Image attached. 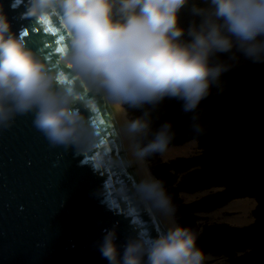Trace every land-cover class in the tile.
Instances as JSON below:
<instances>
[{
    "label": "clouds",
    "instance_id": "1",
    "mask_svg": "<svg viewBox=\"0 0 264 264\" xmlns=\"http://www.w3.org/2000/svg\"><path fill=\"white\" fill-rule=\"evenodd\" d=\"M21 5V19L47 24L57 18L66 36L59 37L52 67L50 57L28 46V30L14 32L0 8V129L31 113L52 146L81 143L87 129L76 104L88 92L122 110H142L124 125L132 140L152 136L135 145V158L164 153L175 133L169 122L152 132V111L166 99L179 101L201 135L196 110L213 87L221 88V77L241 56L264 64V0H13L12 8ZM135 192L164 216L174 213L162 181L148 175ZM105 233L99 251L109 264L211 259L197 246V234L181 226L129 239L122 255L115 229Z\"/></svg>",
    "mask_w": 264,
    "mask_h": 264
},
{
    "label": "water",
    "instance_id": "2",
    "mask_svg": "<svg viewBox=\"0 0 264 264\" xmlns=\"http://www.w3.org/2000/svg\"><path fill=\"white\" fill-rule=\"evenodd\" d=\"M12 4L0 0L12 30L27 29L28 46L56 67L60 21L21 19L23 5ZM76 107L87 129L77 146H52L31 113L0 129V264H109L99 251L105 230L115 229L122 255L129 239L174 226L135 192L147 175L119 106L82 92Z\"/></svg>",
    "mask_w": 264,
    "mask_h": 264
},
{
    "label": "trees",
    "instance_id": "3",
    "mask_svg": "<svg viewBox=\"0 0 264 264\" xmlns=\"http://www.w3.org/2000/svg\"><path fill=\"white\" fill-rule=\"evenodd\" d=\"M190 19L185 14L182 25L187 27ZM221 81V88L213 87L196 110L201 135L192 130L194 114L183 112L179 101L166 99L152 111V132L165 122L172 125L175 136L167 149L194 141L198 153L166 163L158 159L159 153L152 154L146 157L151 160L149 172L163 182L178 226L197 234V246L206 256L224 264H264V64L241 56ZM126 112L129 120L142 115L138 109ZM151 138L149 134L135 144L143 146ZM212 189L220 191L190 203L179 197ZM241 199L254 203L249 225L232 227L197 218ZM198 221L204 223L198 226Z\"/></svg>",
    "mask_w": 264,
    "mask_h": 264
},
{
    "label": "bare ground",
    "instance_id": "4",
    "mask_svg": "<svg viewBox=\"0 0 264 264\" xmlns=\"http://www.w3.org/2000/svg\"><path fill=\"white\" fill-rule=\"evenodd\" d=\"M120 108V107H119ZM121 109V108H120ZM122 114L124 117V121H127V116L125 113V110H122ZM131 144L132 147L135 151V143L134 141L131 139ZM196 146V142L192 141L189 142L181 147H173V148H169L167 149L164 153H159V160L162 163H166L170 160H173L175 158L178 157H188V151L190 146ZM146 175H150V172L147 169V165L146 162L143 160H139ZM218 192L220 191V189H212L211 191H207V192H203V193H198L196 195L193 196H187V195H180V199H182L184 201V203H190L192 201H194L195 199H199L207 194H209L210 192ZM254 207V203L249 200V199H241V200H237V201H233L231 203H228L226 206H224L223 208L210 213V214H205V215H198L199 217H205V218H211V219H216L215 222L218 223H225L229 226L232 227H244L246 225H249L252 222V217L250 215V210ZM170 218V220L172 221L174 226H177L172 215L168 216ZM207 264H212V258L210 260H206Z\"/></svg>",
    "mask_w": 264,
    "mask_h": 264
},
{
    "label": "rangeland",
    "instance_id": "5",
    "mask_svg": "<svg viewBox=\"0 0 264 264\" xmlns=\"http://www.w3.org/2000/svg\"><path fill=\"white\" fill-rule=\"evenodd\" d=\"M126 114H127V112H126ZM127 118H128V116H127ZM133 141L135 142V140H133ZM135 145H136V144H135ZM196 147H197V145H196V146H193V145L190 146L189 151H188V154H187L188 157L193 156V155H195V154L198 153ZM159 155H160V154H159ZM158 159H159V156H158ZM155 160H156V159H155ZM144 161L146 162L147 169H148V171H149V165H150V161H151V160H148L147 158H145ZM213 192H214V191H213ZM172 217H173V219H174L176 225L178 226L177 221H176V217H175L174 213L172 214ZM197 218L200 220V219H204L205 217H199V216H197ZM205 219H207V222H208V223H213V222H215V220H216V219H211V218H205ZM203 223H204V221H198V222H197V225L200 226V225H202ZM217 223H218V222H217ZM206 264H207V262H206ZM212 264H224V261H223V260H214V259H213V260H212Z\"/></svg>",
    "mask_w": 264,
    "mask_h": 264
},
{
    "label": "snow or ice",
    "instance_id": "6",
    "mask_svg": "<svg viewBox=\"0 0 264 264\" xmlns=\"http://www.w3.org/2000/svg\"><path fill=\"white\" fill-rule=\"evenodd\" d=\"M53 33V35H55V33L54 32H52Z\"/></svg>",
    "mask_w": 264,
    "mask_h": 264
}]
</instances>
